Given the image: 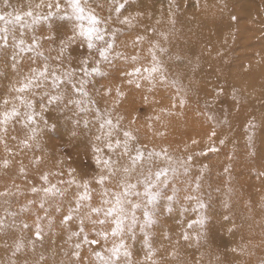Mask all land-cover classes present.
<instances>
[{
    "label": "rangeland",
    "instance_id": "374dc122",
    "mask_svg": "<svg viewBox=\"0 0 264 264\" xmlns=\"http://www.w3.org/2000/svg\"><path fill=\"white\" fill-rule=\"evenodd\" d=\"M81 6L101 20L103 38L92 49L79 36L65 48L78 23L66 0H0V114L18 112L0 124V264H103L101 257L114 264H264V0ZM125 18L131 23H121ZM109 43L103 59L99 51ZM45 66L46 79L16 91ZM57 94L64 98L49 104ZM117 141L114 150L106 146ZM137 149L143 159L133 168ZM159 171L165 175L157 181ZM102 175L108 178L100 184ZM85 183L90 199L77 208ZM124 184L135 188L124 229L113 237L114 217L90 209L109 207L102 201L114 200ZM146 185L160 194L152 204ZM51 186L57 194L46 196ZM145 211L153 224L145 225Z\"/></svg>",
    "mask_w": 264,
    "mask_h": 264
},
{
    "label": "snow or ice",
    "instance_id": "6c2138e0",
    "mask_svg": "<svg viewBox=\"0 0 264 264\" xmlns=\"http://www.w3.org/2000/svg\"><path fill=\"white\" fill-rule=\"evenodd\" d=\"M83 2L86 4L87 0H83ZM66 3L71 8L72 15L75 17V20L78 23L76 25V28L73 31V35L69 36L67 41L64 42L65 43V48L68 46V44H70L76 38V36H79V37H82L87 42L88 48L92 49L94 47L93 41L94 40H100V39L103 38L102 35H101V32H100V29L98 27V25L101 23V20L96 15H94L91 11L86 12L85 8L81 6V0H66ZM56 7H57V10H58L59 9V3H57ZM123 7H124L123 4H119L115 8V11L117 13H120V11H121V9ZM27 15L31 16V13L29 12V13H27ZM4 19H5L4 16H0V20H4ZM21 19L22 18H21L20 15H17L15 17L16 21H20ZM85 22H86V24H85ZM121 23H129L130 24L131 22L128 20V18H125L124 20L121 21ZM111 48H112V44H110V43L107 45L106 48H102L99 51L100 57L103 58V59H107V53H108V51ZM64 50L65 49L62 48L61 52H63ZM153 59H155V57H153ZM83 63H86V61H83ZM32 71H33L32 77L31 78H27L26 82L22 83L21 86L16 89L17 92L23 93L26 90L30 89L33 86L34 82L39 81L42 78L46 79L48 77L47 66H45L40 71H37L35 69H33ZM135 71L137 73H139L140 70L136 69ZM156 71H158V68L156 66H153V68L151 69V72H156ZM92 73L99 74V69L94 67L92 69ZM92 73H89L87 69H84V75L85 76L91 75ZM71 75H72L71 73L65 74L64 79L70 81L71 80ZM129 75H131V73H129ZM59 81H60V77H57V76L53 75L52 82H53V87L54 88L55 87H59ZM73 88H75V85H73ZM79 92H80V94L82 96L87 94L84 91V81H80ZM118 94H119V92H118ZM63 98L64 97H63L62 94L49 96L48 103L52 104L53 102L60 101ZM70 102L75 103L77 105H79V103H80L77 100H71V99H70ZM5 103H7V101H5ZM21 103L25 104L27 108H32L31 102H28V101H25V100L22 99ZM41 110L42 111L44 110V105L43 104H41ZM17 115H18V112H17V110L15 108H13L10 111H7L5 113L0 114V117H2V118H0V124L6 123L9 119H11L12 117L17 116ZM32 120H33L32 115L31 114H27V123H31ZM105 123L108 124V125H111V121H105ZM103 127H104V124L101 125V128H103ZM34 134H35V132L33 130V137H30V139L34 138ZM108 135H111V133H109ZM124 136L126 138H129V139L131 138L130 137V133H128V132H125ZM97 139H99V137ZM106 146L108 147L109 150H114V148L120 147V142L117 141L115 146L112 143H107ZM127 151H128V147H127V143H125L124 144V154H127ZM151 155H152V153H149V156H151ZM157 155H159V154H157ZM142 159H143V153H141L139 151V149H137V154L131 158V162H132L133 168L135 167L137 162L141 161ZM103 163H104V165L106 167H108L109 174L110 175L113 174L112 170H111L110 162L105 160V161H103ZM123 171L125 173H128L130 171V169L126 167V168L123 169ZM162 175H165V172H163V171L157 172L155 174L156 180L159 181V179H160V177ZM41 178L45 182H47V177L46 176H42ZM107 178H108L107 176H103L102 175L98 179L97 182L100 183V184H103L104 181ZM69 183H71V181ZM153 186H155V185H153ZM84 188H85V192L83 194H81L79 196V198H78L77 208L79 207V202L81 200L90 199L89 194L87 192V183L84 184ZM123 188H124V190L122 192L114 194V200H112V201L103 200L102 201L103 204L110 205L106 209H101V208H98V207H94V208L90 209V213L99 214V213H101V211H103V214H104L105 217H114L113 223L115 224V227L111 229V233H110L113 237L118 236L124 229V221H125V219L127 218V215H128V213H127V211L125 209V204L128 202L127 201V197L132 194V190L135 188V185L124 184ZM32 191L36 192L38 190L36 188H33ZM43 192L45 193L46 196L47 195H56L57 194V191L55 190V186L45 187L43 189ZM59 194L62 195L63 193H59ZM136 195H140V194L136 193ZM144 195H146L148 197V201H147L148 204H152V203L155 202V200L157 199V197L160 194H159L158 191L157 192H150L148 186L146 185L145 186ZM167 199L171 202L173 200V197L172 196H168ZM41 206H43V205H41ZM137 207H139L138 204H132L131 205L132 209H135ZM200 207L202 208L203 204H201ZM168 210L171 211V208L169 207ZM71 219H72V216L70 214L66 215L64 217V220L62 221V223H66V222L70 221ZM131 221H132V224H135L136 217H135L134 214L131 216ZM144 222H145V225H151V224L154 223V220L152 219V215L148 211L144 212ZM99 223L103 224L104 221L101 220V221H99ZM194 223L198 224L200 226H203L204 221H203V219H198ZM81 224H83V221H81ZM188 227L192 228L193 224L190 223L188 225ZM81 231H83V227H81ZM37 234H39V233H37ZM75 234L76 233H74V235ZM98 235L102 239H105V240L108 238V233L107 232H101V233H98ZM188 238H189L188 234L185 233L184 239H188ZM85 241H87V237H85ZM91 243L95 244V243H97V241L93 240V241H91ZM145 243L147 244V238H145ZM122 248H123L122 244L118 245V246H114L111 249L112 256L113 257L119 256L120 253H121V249ZM123 255L126 256V257L130 256V254L127 251H124ZM97 256H99V253H97ZM101 259L103 261V264H114V262H113V260L111 258H109L107 260H104L103 257H101Z\"/></svg>",
    "mask_w": 264,
    "mask_h": 264
},
{
    "label": "bare ground",
    "instance_id": "6f19581e",
    "mask_svg": "<svg viewBox=\"0 0 264 264\" xmlns=\"http://www.w3.org/2000/svg\"><path fill=\"white\" fill-rule=\"evenodd\" d=\"M22 7H24V6L22 5ZM26 7H27V6H26ZM28 7H29V5H28ZM30 11H31V9H30ZM31 12H32V11H31ZM21 15H27V14H26V13H23V14L20 13V16H21ZM22 21H24V20H22ZM30 23H31V22H30Z\"/></svg>",
    "mask_w": 264,
    "mask_h": 264
}]
</instances>
